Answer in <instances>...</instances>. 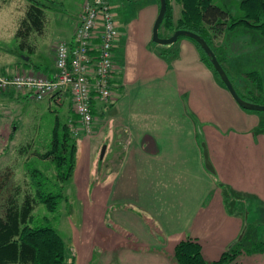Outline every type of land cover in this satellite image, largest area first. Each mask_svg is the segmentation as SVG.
Here are the masks:
<instances>
[{"label": "crops", "instance_id": "obj_1", "mask_svg": "<svg viewBox=\"0 0 264 264\" xmlns=\"http://www.w3.org/2000/svg\"><path fill=\"white\" fill-rule=\"evenodd\" d=\"M158 11L157 0H152L128 20L114 48L116 100L108 105L95 102L93 107L95 137L106 134L114 148L123 151L117 172L105 176L96 186L100 187V196L96 197L104 207L103 215L107 206H112L110 224L104 223L100 228L101 236L109 240L97 252L89 244L78 248L74 264H174L159 248L168 249L171 241L176 244L187 238L201 244L206 260H217L246 228L245 215L227 207L218 182L252 192L256 201H264V136L254 133L260 116L236 102L202 60L194 42L181 38L170 45L160 44L161 47L153 44L152 28ZM73 31L66 41H73ZM226 33L219 37L226 38ZM232 33L234 37L220 39L218 47L221 63L229 75L228 66L232 69L244 65L243 60L254 49L248 47L247 35L254 36L252 32L245 34V38ZM52 47L49 43L45 52L50 64L31 58L36 49L26 57L16 49L11 54L15 58L1 62L0 74L26 71L52 75ZM229 49L232 53H225ZM163 51L168 55L160 53ZM247 73L254 71L249 69ZM235 86L240 95L246 96ZM13 92L3 93L6 103L9 97L16 96ZM66 98V106L51 96L42 100L53 105L56 115L64 121L69 119V105L72 108L70 96ZM19 103L16 100L14 107ZM14 114L13 109L0 115L6 119L0 126V139L5 125H12L11 135L17 133L21 124ZM101 124L104 130H99ZM81 137L79 147L90 146L87 143L92 139ZM203 144L216 174L206 167ZM77 161L80 167L82 159ZM120 229L127 233H118ZM127 234L145 249L158 251L128 247ZM229 264H264V249L253 254L242 250Z\"/></svg>", "mask_w": 264, "mask_h": 264}, {"label": "rangeland", "instance_id": "obj_2", "mask_svg": "<svg viewBox=\"0 0 264 264\" xmlns=\"http://www.w3.org/2000/svg\"><path fill=\"white\" fill-rule=\"evenodd\" d=\"M33 1L36 5H32ZM85 1L87 0H0V64L5 58H15L11 54L16 49L20 51L19 54H23L25 57L31 55L36 49L37 53L32 54L31 58L41 62L46 61L47 64H50L45 53L48 44L50 43V46L53 45L54 47L52 48H55L60 40H65L71 35L75 21ZM103 1L109 3L114 9L120 36L122 30L127 28L126 23L128 20L134 15H137L142 6L152 0ZM239 1L213 0V3L228 9L233 15H237L240 13ZM157 2L160 7V0H157ZM171 4L176 20L180 16L182 4L176 0H171ZM33 8L43 11L42 18H39L37 22L35 20L33 22L32 20L25 22L24 20L29 15L28 11H33ZM234 29L232 28L226 31L227 33L225 32L226 38L222 36L213 42V46L216 49L215 53L220 59L221 55L218 47L221 46V41L219 40L222 38L226 41L231 40L234 37L232 32L240 38H245V34L249 32L254 34V36L251 34L247 35L249 40L248 47L254 49H252L250 56L246 60H243L244 65L233 66L232 69L227 66L235 85H237L242 93L246 94V96L242 94L243 97L245 99H255L258 103L264 104V34H261L258 30L246 29L244 31L245 28L243 26H239L238 29L236 28L237 30ZM161 31L166 37L172 34L166 28H161ZM152 41L154 45L156 44V47L160 46L159 43L154 40ZM19 47L21 48L19 49ZM225 53L230 54L232 50L229 49ZM20 60L22 59L20 58ZM239 62H241V58H238ZM249 69H252L254 73H247ZM31 73L33 76L39 75L36 72ZM27 89V86L17 87L13 85L7 88L0 86V115H6L7 111L14 109V115L21 124L15 135H11L12 125L9 128L5 125L4 130H2L3 136L0 139V217L4 213L6 200L14 198V201L18 205H21L28 196H33L35 205L34 209L31 210V224H50L54 226L63 237L67 246L65 264H73V259L77 257L78 248L83 249L89 244L92 250L97 252L102 246L105 247L106 242L109 240L107 239L106 241V236H101L100 228L104 223L110 224L112 219L110 217L112 206L108 205L106 215H103L105 212L104 207H102V204L98 202L99 200L96 197L100 196L98 194L100 187L97 188L96 186L102 180L104 181L105 176L110 175L113 171V173L117 172L123 148H114L109 136L106 134L104 137H95L97 131H94L96 127L93 125L96 124V120H94L90 126V130L93 129L92 132L87 133L84 131L77 136L73 134L74 138H76L75 143L77 145L75 151V167L71 176L63 181L57 175L55 162L51 157L42 154L49 147L56 115L55 107L53 105L50 106L47 100H32L33 96L27 95H32ZM10 91H14L13 94L16 93V96L13 98L9 97V102L6 103V98H4L3 93L9 94ZM29 97L32 98L29 99ZM16 100H20V103L17 107H14ZM67 100L68 98L64 95L58 103H64L66 106L68 103ZM69 108L70 111L67 112V115L69 119H74L77 116L75 109L73 107L71 108L70 105ZM246 110L260 116L259 125L254 129V133L264 136V110ZM13 117L11 115V118ZM69 119L68 117L67 119L65 118L64 122H69ZM4 121L6 119L0 116V126ZM100 129L104 130L102 124L99 126ZM82 135L92 139L91 144L87 143L90 146L86 148L79 147V143L82 142H79ZM97 139L100 143H97ZM104 145H106V150L107 148L108 150H105L102 156L101 150ZM246 147L249 148L250 146ZM78 158L82 159L80 167L77 166ZM34 169L40 170L45 177L40 178L35 176L32 173ZM213 169L210 171L216 174L217 170L214 165ZM39 179L44 183L42 186L44 190L61 193L60 197H58V205L53 211L48 210L36 197V190L38 189L37 181ZM218 184L220 187L224 185L222 191L228 203H226L227 207L230 210L233 209L232 211L236 210V213L240 211L243 217L245 215L247 229L245 228L238 238H242L243 240L240 251H246L247 254L259 252L262 245L261 240L264 238V201L261 198L256 201L255 199L257 198L252 192L239 191L221 180ZM227 186L228 188L230 187V194ZM120 230H118L120 234L124 235L127 233L123 229ZM127 235L130 236L126 239L128 247H137L138 250L141 248L142 251L146 252L158 251L151 247L150 250L148 248L145 249L143 244L135 241L134 237L130 234ZM177 243L174 244L171 241L168 249L159 248L174 264H176L174 250ZM140 245L143 247H140ZM238 246V244L235 245L237 248ZM104 250L106 249L103 248Z\"/></svg>", "mask_w": 264, "mask_h": 264}, {"label": "trees", "instance_id": "obj_3", "mask_svg": "<svg viewBox=\"0 0 264 264\" xmlns=\"http://www.w3.org/2000/svg\"><path fill=\"white\" fill-rule=\"evenodd\" d=\"M176 1H180L182 4L180 16L175 20L171 0H167V11L159 29L160 36H165L161 28H166L170 33L178 28L188 29L202 35L215 52L213 40L232 28L236 29L243 26L245 29L258 30L261 34H264V0H240V13L237 15H233L228 9L213 3V0ZM32 5H36V3L33 1ZM37 6L39 5L37 4ZM28 14V17L24 20L25 22L29 20L37 22L39 18H42L43 11L33 8V11L29 10ZM183 37L180 36L178 40ZM186 38L196 44L200 50L202 60L214 71L218 80L225 86L214 69L210 56L206 54L196 40L190 37ZM160 53L165 56L168 55L166 51ZM219 61L221 62L220 59ZM230 79L235 86L231 77ZM249 100L257 102L255 99ZM75 142L76 138L71 133L68 122L60 120L57 116L54 121L49 147L42 154L51 157L55 162L57 175L63 181L71 176L75 167L77 147ZM32 173L40 178L45 177L38 169H34ZM43 185L44 183L39 179L37 181L36 197L48 210L53 211L58 205V197L61 193H55L52 190L46 191L42 188ZM229 188L227 186L230 194ZM34 205L33 196H28L21 205H18L14 198L6 200L4 213L0 217V264H65L67 246L56 228L50 224H31V210L34 209ZM245 227L247 229V224ZM242 242V238L236 240L222 253L220 259L210 261L204 258L202 246L197 240L183 239L175 247V263L227 264L240 253ZM236 244L239 245L238 248L235 247ZM261 244L260 249L262 250L264 248L263 240H261Z\"/></svg>", "mask_w": 264, "mask_h": 264}, {"label": "built area", "instance_id": "obj_4", "mask_svg": "<svg viewBox=\"0 0 264 264\" xmlns=\"http://www.w3.org/2000/svg\"><path fill=\"white\" fill-rule=\"evenodd\" d=\"M118 37L116 16L109 3L87 0L75 24L73 41L60 40L55 47L52 75L33 76L26 71L0 75V86H27L36 100L51 96L60 102L64 95H69L77 114L75 121L68 122L72 134L92 132L95 102L107 104L117 96L113 79Z\"/></svg>", "mask_w": 264, "mask_h": 264}, {"label": "water", "instance_id": "obj_5", "mask_svg": "<svg viewBox=\"0 0 264 264\" xmlns=\"http://www.w3.org/2000/svg\"><path fill=\"white\" fill-rule=\"evenodd\" d=\"M166 11H167V0H160L159 11H158L157 17L154 21L153 28H152V39L159 44L170 45V44L175 43L180 36L193 38L200 44V46L203 48L206 54L210 56L214 69L217 71L220 79L223 81L226 88L228 89L232 97L236 100V102L245 109L256 110V111L264 110V104L250 101L240 96L235 86L233 85L226 69L219 61L212 47L209 45L207 40L202 35L194 31L188 30V29L178 28L170 36H167V37L160 36V31H159L160 24L166 14ZM203 146H204L203 151H204L206 167L209 170H214L213 165L209 159L208 149L205 146V144H203ZM105 150H106V145H104L101 150L102 156L104 155Z\"/></svg>", "mask_w": 264, "mask_h": 264}]
</instances>
